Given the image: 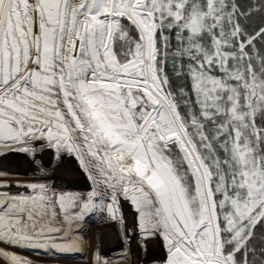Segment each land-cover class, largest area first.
Instances as JSON below:
<instances>
[{
	"label": "snow or ice",
	"instance_id": "1",
	"mask_svg": "<svg viewBox=\"0 0 264 264\" xmlns=\"http://www.w3.org/2000/svg\"><path fill=\"white\" fill-rule=\"evenodd\" d=\"M45 150L88 189L0 169L6 264H264V0H0V160Z\"/></svg>",
	"mask_w": 264,
	"mask_h": 264
},
{
	"label": "rangeland",
	"instance_id": "2",
	"mask_svg": "<svg viewBox=\"0 0 264 264\" xmlns=\"http://www.w3.org/2000/svg\"><path fill=\"white\" fill-rule=\"evenodd\" d=\"M45 153L40 152L37 155V159L41 162V157H46ZM46 168V172H39L37 166L32 162V160L23 155V154H10L5 159L0 160V169L6 170L11 173H19L20 178L24 180L33 179L34 176L38 177L41 175H45L49 177L50 181L57 186L67 187L72 190L78 191H87L88 189V181L82 171L78 168L76 162L73 159L65 157L63 161H55L53 164L51 163ZM15 179L13 178V183ZM17 189L14 187L12 191H16ZM22 190V189H21ZM126 217L130 215L134 218L133 210L128 207V210L124 211ZM119 226V225H118ZM82 234L85 236L90 243H94L96 239L97 232L100 233L101 239V250L104 246L109 243H118L117 231L111 223H103L97 219L96 216H90L86 219L84 227L81 229ZM157 245H160L157 241ZM0 247H7L4 245H0ZM162 248V246L160 245ZM11 251L19 252L24 256H29L26 254H30L29 258H36L38 260L51 261L53 264H58V261L71 262L72 264H88V257L91 255V248H89L86 253H78L71 255L65 254H55L53 257H48L47 255L41 254L40 256L35 255L33 252H29L21 249H10ZM35 257H34V256ZM164 256V251H159L155 253L156 260L162 259ZM48 257V258H47ZM41 258V259H39ZM0 264H6L3 259H0Z\"/></svg>",
	"mask_w": 264,
	"mask_h": 264
},
{
	"label": "bare ground",
	"instance_id": "3",
	"mask_svg": "<svg viewBox=\"0 0 264 264\" xmlns=\"http://www.w3.org/2000/svg\"><path fill=\"white\" fill-rule=\"evenodd\" d=\"M42 153H45L44 155L46 156V157L43 156V157L40 158L42 160L41 164L44 167H48L51 163L53 164L56 161L52 151L45 150ZM128 207L129 206L127 204H125L124 205V211L128 210ZM124 216H125V220H126L127 225L129 227H132V225L134 223V218H132L130 215H128V217H126L125 212H124ZM111 225L115 227L116 231H118L119 226L117 224L111 223ZM157 244L158 243H157L156 240L150 241L149 242V246H148V252L146 254L145 253H141V254L138 255L137 254V249H136V243H135V240L133 239V242H132L133 255L131 257L132 264H140L141 261L143 262V264H153V261L156 260L155 253L159 252V251H164L163 248H161L160 245H157ZM117 248H118V243L114 244L112 242V243H109L108 245L104 246V248H102L101 252L105 253V254H108V255H112L113 253H112L111 250L112 249H117ZM76 254H78V253H76ZM26 255L30 256V254H26ZM65 255H67V256L71 255L72 256L73 254H65ZM47 256L48 257H53L54 255H47ZM30 259L35 261V264H53L51 261H48V259H47V261H46V259L45 260H38L36 258H34V259L30 258ZM39 259H41V258H39ZM58 264H72V263L71 262H65V261H58Z\"/></svg>",
	"mask_w": 264,
	"mask_h": 264
}]
</instances>
